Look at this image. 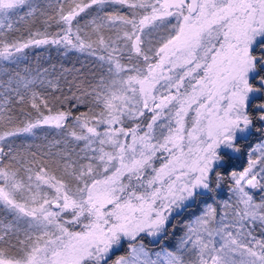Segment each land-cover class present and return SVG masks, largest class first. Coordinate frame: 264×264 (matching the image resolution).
I'll return each instance as SVG.
<instances>
[{
    "label": "snow or ice",
    "instance_id": "snow-or-ice-1",
    "mask_svg": "<svg viewBox=\"0 0 264 264\" xmlns=\"http://www.w3.org/2000/svg\"><path fill=\"white\" fill-rule=\"evenodd\" d=\"M29 19L43 28L10 38ZM262 44L264 0H0V264H264V144L233 164L238 134L264 135V103L249 111L264 95ZM49 45L98 62L76 85L87 112L53 114L39 89L60 90L55 65L20 67ZM205 197L153 259L143 235L175 232L173 213ZM125 239L137 243L113 259Z\"/></svg>",
    "mask_w": 264,
    "mask_h": 264
},
{
    "label": "trees",
    "instance_id": "trees-1",
    "mask_svg": "<svg viewBox=\"0 0 264 264\" xmlns=\"http://www.w3.org/2000/svg\"><path fill=\"white\" fill-rule=\"evenodd\" d=\"M20 31L19 32H13L9 34L10 38L20 37L24 36L26 37L28 35V30L32 29H42L43 25L40 20H27L25 22H21L19 25ZM55 25H53L52 29H49V31H55ZM27 52V60H25L20 67L23 68L24 66H30L31 68H36L37 66L40 67H49L50 65L56 66V77L59 79L60 84V90L53 91L51 89H39L43 95H45L49 101V106L52 108L53 114H55L57 111H65V112H71L72 115H79L80 113L87 112L89 105L86 103H80L76 99L77 96L80 95V92L77 90L76 85L81 82V80L85 81V85L87 86V82L93 81L95 74H99V69L97 67L98 62L95 60L94 57H90L83 53H77V52H70L67 56L63 55V49L57 50L55 46H45V47H34L26 50ZM64 69H67L68 71H63ZM79 70V71H77ZM54 97H59L58 100L54 99ZM87 99V98H84ZM262 100L261 96L256 97V99H252L249 103V111H253L255 102ZM45 111V114H47L46 109H42ZM26 111H30L35 115V111L32 110L30 107L26 108ZM71 120V117L69 118ZM255 127H264V124H261L260 122H256ZM54 130L48 128L45 126L42 129H38V133L48 132L52 133ZM25 137V136H23ZM22 136L15 138L17 145L24 143L26 144H40L43 141L38 138H30L28 137L23 138ZM51 138V137H49ZM264 141V135H261V133L257 132L255 128L250 129L249 134L245 139L240 140L238 138V143H240L241 146V153L238 155H233V164L235 165V169L242 168L243 165L246 163V159L241 161V165L238 167L236 166V161H238L239 157H242V155L248 154V150L252 148L254 145H257L258 142ZM244 157V156H243ZM245 158V157H244ZM227 191L223 194V197H225V194ZM204 200H207V197L203 198L201 201H198L197 203L193 204L190 208L187 210L175 214L173 216V219L170 220V225L175 224L176 225V231L173 232L171 230L168 231L167 235L163 239H158L157 242H152L151 239L143 235V243L146 246L147 250L152 251H158V249H169L174 248L179 236L183 232V225L185 222H187L190 218L194 217L198 213L201 212ZM208 203H212L211 200H207ZM218 204V203H217ZM217 204L215 206H217ZM4 213L0 212V217H3ZM261 237V236H260ZM258 237V238H260ZM140 238L138 237V240ZM129 243L135 244L137 241H128L127 239L123 240V244L125 247ZM112 258L114 259V256H117V254L122 255V253H125L123 249H117L116 251H113Z\"/></svg>",
    "mask_w": 264,
    "mask_h": 264
},
{
    "label": "rangeland",
    "instance_id": "rangeland-1",
    "mask_svg": "<svg viewBox=\"0 0 264 264\" xmlns=\"http://www.w3.org/2000/svg\"><path fill=\"white\" fill-rule=\"evenodd\" d=\"M89 11H91V10H89ZM121 11H122V13H124V14H127L128 13V9L127 8H123V9H121ZM170 19H174V18H170ZM261 48H264V44H262V45H259L258 47H257V49H256V51H257V53H259L260 52V50H261ZM179 71V70H178ZM163 83V82H162ZM158 88H159V85L157 86ZM261 96V98H262V100H260V101H258V103H257V101L255 102L256 104L254 105V108L256 107V105H258V104H261V103H264V95H262V94H260V93H253V94H250V97H249V103H250V101L252 100V99H256V97H260ZM227 103H228V101L227 100H220V106L221 107H224V106H226L227 105ZM195 107V106H194ZM194 117H195V113L194 112H189L188 113V117L186 118V121H185V124H186V128H190L191 127V122H192V120L194 119ZM250 131V130H249ZM249 134V132L248 133H245V134H238V138H240V140H242V139H245L246 137H247V135ZM23 137V136H22ZM28 137H30V138H35V137H32V136H25V137H23V138H28ZM241 143V142H240ZM239 143V144H240ZM260 144H264V141H261L260 140V142H258V144L257 145H260ZM257 145H254L252 148H250L249 150H248V154H244V155H242V157H239V159H238V161H236V162H238V163H236V166L238 167L239 165H241L242 164V162L241 161H243V160H245L246 161V163L243 165V167H246L247 166V161H248V159H249V153L251 152L252 153V156L253 157H259V155H260V153L259 152H252V149H254ZM233 155H238V154H233ZM245 158H244V157ZM165 157H167V153H158L157 154V158H156V160L154 161V163H155V165L157 166V167H159L163 162H164V160H165ZM240 159H242L241 161H239ZM236 170H241V167L240 168H238V169H236ZM57 175H59V173H57ZM230 183V180H227L226 179V181H225V183L221 186V188L219 189V191H218V193H217V198H218V201H223V200H226V199H228L229 198V191H228V184ZM49 192H52V190H48ZM227 191V193L225 194V197H223V194L222 193H225ZM254 191V193H255V198L257 199V200H260L261 198H264V193H261V192H259L258 190H253ZM217 208H218V211L220 210V208H221V205L218 203L217 204V206H216ZM175 214H177V213H173V216L175 215ZM68 213H66L65 214V218H67L68 217ZM173 219V217L170 219V220H172ZM70 228H71V230H74V231H80L81 230V225H79V224H76V225H70L69 226ZM255 234L257 235V237H260V236H264V233H262L261 231H260V229L259 228H257L256 230H255ZM150 239H151V241L152 242H157L158 241V239L159 238H153V237H149ZM122 244H123V241H122ZM122 244H121V246L119 247V248H115L113 251H116L117 249H123L124 251H126L125 253H122V255H126V254H128V252L130 251L129 250V248H128V245H127V247H125L124 245L122 246ZM166 249V248H165ZM169 249H171V248H169ZM151 254H152V258L153 259H155L156 257H155V254L156 253H161V255H163V252H162V249H158V251H150V250H148ZM114 253V252H113ZM117 256H121V255H119V254H117ZM117 256H114V258L115 257H117Z\"/></svg>",
    "mask_w": 264,
    "mask_h": 264
}]
</instances>
